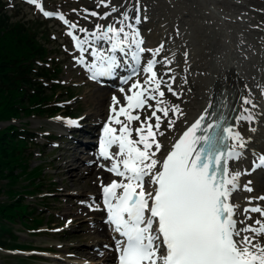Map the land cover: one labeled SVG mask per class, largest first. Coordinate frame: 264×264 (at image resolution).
Returning <instances> with one entry per match:
<instances>
[{"label": "snow or ice", "instance_id": "1", "mask_svg": "<svg viewBox=\"0 0 264 264\" xmlns=\"http://www.w3.org/2000/svg\"><path fill=\"white\" fill-rule=\"evenodd\" d=\"M27 2L45 17H56L67 26V35L80 53L74 59L93 80L115 78L116 69L121 66L114 55L118 52L130 57L137 66L132 69V75L119 77L121 85L129 84L132 76L138 74L141 55L146 51L152 53L142 69L144 80L133 81L127 91L119 88L124 104L121 105L116 95L112 96L110 114L99 138V156L111 161L110 166L101 167L120 177L119 181L112 180L106 185L101 182L106 222L122 238L114 237L118 264H264V243L260 240L264 237V219H261L264 207L253 205L254 199L264 201V196L249 197L240 213L237 211L240 206L230 201L232 193L240 187L239 177L248 174V170H230L229 162L239 160L246 146L236 124L253 119L250 109L243 107L232 117L236 124H230L217 120L205 108L194 122H185L188 126L174 140L171 150L162 160L158 159L162 145L156 136L164 133L160 132L162 117L157 113H162L171 130L176 123L171 116L178 119L183 112L179 105L169 107L163 99L162 86L177 98L180 96L173 88L176 77L170 76L168 67L173 61L167 57L162 61L156 59L163 44L156 49L142 47L143 40L136 27L140 23L139 6L134 18L123 12L115 24L97 23L89 31L67 20L60 11L45 10L40 0ZM100 6H107L105 0H101ZM83 12L85 19L88 16L107 19L111 15V12L101 15L88 9ZM77 28L84 34L83 38L74 34ZM100 41L109 45L107 50L96 46ZM85 52H89L91 62L86 60ZM159 62L167 70L158 76L155 69ZM128 63L125 59L124 64ZM165 76L169 78L165 80ZM251 104L250 99L242 98V105ZM145 107L151 109V116L141 120L139 111ZM133 121H140V126L134 128ZM67 123L75 125L77 121ZM114 146L118 151L112 153ZM262 166L264 154L258 162L253 161V170ZM145 178L153 185L151 190L145 189ZM250 184L249 181L243 186L245 191L253 190ZM87 206L95 210L91 204ZM252 213H258L261 218L253 220ZM238 214L243 219L237 220ZM238 223L243 227L238 228Z\"/></svg>", "mask_w": 264, "mask_h": 264}, {"label": "rangeland", "instance_id": "2", "mask_svg": "<svg viewBox=\"0 0 264 264\" xmlns=\"http://www.w3.org/2000/svg\"><path fill=\"white\" fill-rule=\"evenodd\" d=\"M129 1L134 5L131 11L126 10L128 4L125 5V0H105L106 7H98L101 4V0H40L43 7L63 11L70 22L77 23L78 27H85L89 31H92L97 23L102 25L109 24L107 21L109 16L106 20L92 16H88L85 19L83 9L97 11L103 15L105 12H111V9L116 7V2H119L120 7H122H119L121 12H127L129 16L134 18L137 14L138 5L140 23L136 27L143 39L145 49H156L163 44L167 39L164 36L167 34H162V32L167 31L169 37L172 38L179 34V32H176L177 34L172 32L175 31V28L179 30L182 23L178 17L176 18V13H178L180 6L178 4L175 5L173 3L174 0H155L156 4H150L149 0ZM5 2L14 18H21L28 23L38 25L40 38L45 41V45L49 49V54L46 57L47 64L54 61L60 67L57 76L53 80L49 79L46 81L48 84L51 82L57 83L54 89H47V93L50 95V103L46 107L55 105L62 107L51 116L45 114L27 116L22 114L19 118L11 120L18 127L19 136L27 139L23 156L25 163L22 167H15L13 173L17 174L18 178L14 183L6 177L0 178V200H6L8 193L7 184L11 183V190L22 194L21 200L28 204V211L31 213H27L28 215L23 216L21 219L15 218L13 225L8 224L11 232L18 237L16 240H14V237L11 238V236V242H9L10 238H8L6 233L3 236L0 235L1 240L4 239L5 242H9L8 245L16 243L15 247L12 246L15 250L0 248V264H77L79 262L97 264V260L100 258L97 255L106 254L109 252L108 247L115 248V245H113L114 243L109 245L108 242H102V240L100 242L97 241L93 228L101 226V215H96V218L91 217L88 213L90 208L81 204V200H83L81 198L91 191L97 193L98 196L101 182H109L114 178L110 175L108 179L107 176L100 177V175H97L96 177L98 178L91 179L90 175L86 174V178H84L82 183H77L73 180L75 179L74 173H68L66 167H64L65 159L69 158L75 161L76 157L84 158L85 153L80 152L83 149V146H80L82 143H75L72 140L74 138H71L69 134H72L76 139L82 140L85 137L83 136L85 133L82 130H78V132L73 130L74 127L71 126L74 125L68 124L67 121H77L79 117L81 118L84 114H88L85 124L90 125L91 127L88 126V128L91 129L94 125L93 123L99 117L102 119L105 115L107 116L108 105L111 101L110 95L115 89L113 88L111 91L109 89H99L96 84L87 81L80 73V67L74 59V57L79 56V53L72 49L66 25L55 19L43 18L41 12L25 0H5ZM172 4L174 5L172 6ZM74 9L76 11H73ZM111 14L117 13L115 11L111 12ZM166 25L169 26L167 27ZM116 26L118 25L116 24ZM44 29L47 30L48 37L42 33ZM166 29L171 31L169 32ZM75 31H77L78 36L83 38L84 34L79 33L78 28ZM165 51L162 48L157 57L161 59V57L170 54L168 50ZM151 56L152 53L146 51V57ZM85 57L88 61L91 60L87 52H85ZM164 66L161 63V70ZM184 75L187 76V74ZM162 90L165 93L163 99L167 101V106L171 107L179 104L180 99L169 93L166 87H163ZM104 92H106L104 102H98L96 100L97 97L100 94L103 95ZM150 104H154V102L152 101ZM159 114L162 116V113ZM86 115L84 117L87 118ZM139 115L141 120H143L145 117L151 116V109L145 107L139 111ZM9 122V120H0V128ZM135 122L136 125L132 123V126L134 128L135 126L139 127L140 121ZM163 122L164 126L167 127V121L163 119ZM79 123L83 124L81 122L77 124ZM263 136L259 139L261 146H264ZM71 144L78 145V147H71ZM83 158L80 159L81 162L77 163H80L79 168L81 171L90 167L85 165L88 161L85 163L86 158H84L85 160ZM92 166L93 168H98L95 164ZM34 171L39 173H37L38 176L30 174ZM259 183L260 189L257 192L264 195V183L262 180ZM81 192L83 194H77ZM91 205L94 208V205ZM82 206H86L85 210L87 212H83V216H79L82 214L81 210H79ZM35 217L40 219L41 222L40 225H36L33 228L30 226L32 224L30 221L35 219ZM88 218L92 219L87 220ZM7 243H4L3 246L9 247L6 246ZM18 243H23L25 248L17 246ZM97 247L99 249L96 253ZM86 251L87 253L92 251L96 254H86Z\"/></svg>", "mask_w": 264, "mask_h": 264}, {"label": "bare ground", "instance_id": "3", "mask_svg": "<svg viewBox=\"0 0 264 264\" xmlns=\"http://www.w3.org/2000/svg\"><path fill=\"white\" fill-rule=\"evenodd\" d=\"M149 1L151 2L150 4H156L155 0ZM173 3L180 6L178 13H176V18L178 17L181 20V28L176 30L175 27H172L175 28V31H172L173 34L174 32H179L175 38L169 37L166 31L168 29L165 30L166 32H162V34H167L164 36L167 39L163 42V50H168L170 54L161 57V59L156 57V59L162 61L164 57H167L173 61L168 67L171 69L170 76L177 77L173 88L180 93L178 105L183 115L178 119L175 116L171 117L172 119H176V123L171 130L168 126H164V118L161 116L162 124L160 132H163L164 135L157 134L156 136V139L162 145L160 152L157 153V158L162 160L167 151L171 150L174 140L178 139L179 134H182V131L188 126L185 122L187 121L189 124L194 122L205 108H208L210 114H214L216 118L221 114V110L223 109L224 120L227 123L236 124L232 120V117L237 116L239 110L243 107H248L253 119L251 121L241 120L236 124L237 130L244 138L246 146L242 150L239 160L229 162V167L232 171L244 172L248 170V174L239 177L240 187L230 197L231 202L240 206L237 210L240 213L247 206L249 197L256 198L263 196L257 191L260 189L258 186L260 184L259 181L264 180V177L255 174V172L252 174V172L258 168L253 170V161L258 162L261 154H264V146H261L259 142V139L264 135V0H174ZM127 4L126 10L131 11L134 5L129 0H125V5ZM119 7L120 3L116 2L115 9L118 15L122 13L120 9L122 7ZM117 14L109 15L107 21L115 24L116 20L120 17ZM102 23L104 24V22ZM117 25L119 27V24ZM138 25L136 26L138 27ZM96 46L105 50L109 47L103 41H100ZM185 52L188 53L187 57H185ZM114 55L117 56L118 61L120 58H126L118 52L114 53ZM119 63L120 65L124 64L121 61ZM161 63H157L155 69L158 76L167 70L165 66L161 70ZM123 68L125 67H119V69ZM184 74H187V76ZM144 78L145 75L142 71L133 76L129 84H124L120 87H124L125 91H127V88L133 81L137 79L143 81ZM168 78V76L164 77L165 80ZM98 88L107 90L104 86ZM234 91L235 94H233ZM115 94L120 103H122L124 97L119 89L116 90ZM105 95L106 92L103 95L100 94L96 100L103 103L106 98ZM242 98L250 99L252 104L242 105ZM217 107L220 110L215 112ZM157 114L160 115L159 113ZM86 116L88 118V114ZM132 123L136 125L135 121ZM152 123L155 124L154 119ZM81 125L80 123L75 124V126ZM133 138H135V134H133ZM78 142L80 141H75V143L80 144ZM77 147L78 145H75V148ZM86 147L88 150L90 149L89 144ZM153 151H155V148H153ZM82 153L87 154L88 151ZM88 157L91 159L92 155L88 153ZM82 158L76 157L75 161L66 158L65 164L63 163L68 173H74L75 179L73 180L75 182L82 183L84 178H86V174L90 175L91 179L98 178L96 177L97 175H100V177L109 175L108 172H104L103 167H87L84 171H81L79 168L80 163H77L81 162L80 159ZM115 178H117V181L120 180L118 176ZM249 181L251 182L250 187L253 189L251 192L245 191L243 187ZM108 183L110 182L106 184ZM150 188L151 183L149 178H145V189L150 190ZM77 194L80 195L83 192ZM81 199H83L81 200V204L83 205L87 206L89 203L94 205L95 210L88 209L91 217L96 218V215L101 214L102 209L97 193L88 192ZM257 204L264 207V201L254 199L253 205ZM86 206L79 208L82 212L79 216H83V212H87L85 210ZM251 215L253 220L261 218L258 213H252ZM89 219L92 218H88L87 220ZM236 219L241 220L243 216L238 214ZM248 223H252V221H248ZM95 227L93 229L98 239L97 241L100 242L102 240V242L105 241L111 245L112 236L114 235L108 234L106 226L103 223L101 226ZM237 227H243V225L238 223ZM260 240L264 243V237H260ZM108 250L109 252L100 256L97 264H116V261L114 262L115 250L111 247H108ZM95 252L97 253L98 251ZM95 252L88 251L87 253L86 251L85 253L96 254ZM77 264L85 263L79 262Z\"/></svg>", "mask_w": 264, "mask_h": 264}, {"label": "trees", "instance_id": "4", "mask_svg": "<svg viewBox=\"0 0 264 264\" xmlns=\"http://www.w3.org/2000/svg\"><path fill=\"white\" fill-rule=\"evenodd\" d=\"M42 33L48 37L46 29ZM48 54L49 49L40 38L38 25L14 18L4 0H0V120L16 119L22 114L49 115L57 111L58 106L46 107L50 103L47 89H54L57 85L46 81L55 78L60 71L54 61L47 65ZM26 143L27 139L19 136L16 125L9 123L0 128V178L6 177L13 183L16 181L18 175L13 171L25 163ZM37 173L30 174L38 176ZM10 185L7 184V199L0 200V235L11 234L8 224L31 213L28 204L21 200L22 194L11 190ZM40 222L35 218L31 226L34 228ZM8 246H16V243ZM17 246L25 247L19 243Z\"/></svg>", "mask_w": 264, "mask_h": 264}]
</instances>
